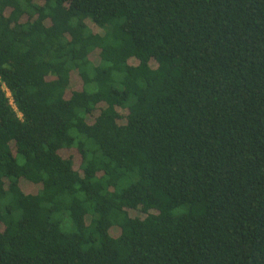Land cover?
<instances>
[{
	"label": "trees",
	"instance_id": "obj_1",
	"mask_svg": "<svg viewBox=\"0 0 264 264\" xmlns=\"http://www.w3.org/2000/svg\"><path fill=\"white\" fill-rule=\"evenodd\" d=\"M0 264H264V0H0Z\"/></svg>",
	"mask_w": 264,
	"mask_h": 264
},
{
	"label": "rangeland",
	"instance_id": "obj_2",
	"mask_svg": "<svg viewBox=\"0 0 264 264\" xmlns=\"http://www.w3.org/2000/svg\"><path fill=\"white\" fill-rule=\"evenodd\" d=\"M7 96H9V95L7 94ZM61 228H62V230H64V231H68V230H70V228H66V227H65V226H63V225H62V227H61Z\"/></svg>",
	"mask_w": 264,
	"mask_h": 264
}]
</instances>
